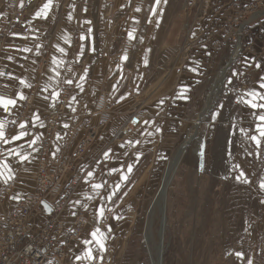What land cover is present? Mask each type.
I'll use <instances>...</instances> for the list:
<instances>
[{"label":"crops","instance_id":"obj_1","mask_svg":"<svg viewBox=\"0 0 264 264\" xmlns=\"http://www.w3.org/2000/svg\"><path fill=\"white\" fill-rule=\"evenodd\" d=\"M248 1L197 0L188 9L186 0H162L159 6L155 0H115L111 7L107 0H51L44 17L37 12L49 0H0V97L16 101L7 111L0 105V173L6 174L5 163L12 170L7 183L0 176V219L33 194L35 170L45 158L52 168L65 161L73 167L34 210L33 228L48 218L50 204L70 182L74 190L62 215L66 229L57 242L65 241L79 213L90 220L80 239L68 245L65 257L47 264L123 263L126 241L143 204V187L153 186L163 156L183 139L194 100L204 94L202 82L217 80L218 67L233 53V40L224 28L237 6ZM11 13L19 14L13 27L7 25ZM240 44L225 89L264 182V137L258 129L264 125L258 119L264 109L245 103L252 101L250 91L264 95L259 86L264 76V12L253 17ZM125 55L127 60L122 59ZM253 102L264 104L259 96ZM21 132L19 140L12 139ZM88 138L86 151L75 157ZM122 174L128 179H121ZM94 184L102 187L94 189ZM258 191L264 206V190L259 186ZM97 227L105 233L104 250L91 235ZM89 249L92 259L85 255Z\"/></svg>","mask_w":264,"mask_h":264},{"label":"rangeland","instance_id":"obj_2","mask_svg":"<svg viewBox=\"0 0 264 264\" xmlns=\"http://www.w3.org/2000/svg\"><path fill=\"white\" fill-rule=\"evenodd\" d=\"M251 1L257 0L248 2ZM263 8L258 7V12ZM253 17L249 18L245 31ZM235 37H230L231 48L235 47L230 56L235 54L238 45L241 52V44ZM222 64L216 76L226 61ZM215 80L213 77L202 82L204 94L194 100L195 109L191 108L194 109L189 114L191 123L183 139L178 147L163 156L153 186L143 187L140 194L143 204L126 241L122 264H152L144 238L150 221L153 243H158L161 234L164 235L162 264H248L249 261L264 264V206L258 191L262 183L260 164L250 150L247 135L241 132L231 96L226 94L225 78L208 108L214 99ZM198 119L200 124H193ZM193 133L196 137L186 146L173 169L170 168L166 183L170 164L174 165L179 150ZM241 172L244 176L237 180ZM163 177L159 206H156L157 199L152 213L150 206ZM238 252L242 253L241 257L236 255Z\"/></svg>","mask_w":264,"mask_h":264},{"label":"built area","instance_id":"obj_3","mask_svg":"<svg viewBox=\"0 0 264 264\" xmlns=\"http://www.w3.org/2000/svg\"><path fill=\"white\" fill-rule=\"evenodd\" d=\"M113 1L115 0H107L110 7ZM196 4L197 0H186L188 9L195 7ZM260 6H264V0H257L255 3L251 1L245 5L240 3L236 13L228 20V24L224 28L225 33L231 38L237 36L240 42L245 25L250 17L259 14L257 8ZM262 10L260 12H263ZM9 16L10 21L7 25L13 27L19 14L11 13ZM238 32H241L240 37ZM219 45L216 43V47ZM248 50L255 52L252 47H248ZM252 79L253 77H248V80ZM247 86V83L241 84L243 89H246ZM29 101L30 99L27 100V102ZM193 124L199 125V119L193 121ZM88 142L89 138L80 144L75 157L83 155ZM48 144L49 141L46 140L45 146ZM72 167L71 162L65 161L56 168H52L45 158L39 160L35 170L33 194L28 199L20 201L0 219V264H47L52 259H63L67 253L68 245L80 239L84 234L90 225V220L82 212L70 223L65 241L57 242V237L62 235L66 229V222L62 219V215L73 193V182L68 184L61 197L54 199L50 204L51 211L48 218L37 229L33 228L34 210L47 196L52 195L58 189L60 177L72 170Z\"/></svg>","mask_w":264,"mask_h":264},{"label":"snow or ice","instance_id":"obj_4","mask_svg":"<svg viewBox=\"0 0 264 264\" xmlns=\"http://www.w3.org/2000/svg\"><path fill=\"white\" fill-rule=\"evenodd\" d=\"M161 2H162V0H155V4H156L157 6H159V5L161 4ZM167 2H168V0H163V3H167ZM50 6H51V0H49V3L45 4V5L43 6V8H42L39 12H37V16H41V15H43L44 17H46V16H47V10L49 9ZM136 10L139 11L140 9L137 8ZM153 14H156L155 9H153ZM69 19H71L70 16H69ZM91 31H92V30L89 28V29H88V32L91 33ZM133 38H134V37H133V34L130 32V33H129V39H133ZM81 39L83 40L84 37L82 36ZM26 50H27V49H26ZM93 50H94V49H93ZM60 51L63 52L64 50H63V49H60ZM122 59L127 60L128 57L125 55L124 57H122ZM53 62L55 63L56 61H53ZM145 64H147V61H146V60H145ZM256 67H257V68H260L261 65H260V64H256ZM81 79H83V77H81ZM260 81H261V83H260L259 86H260V88L264 89V76H261V77H260ZM230 82H231V81H230ZM21 83H24V82L21 81ZM68 83H71V81H68ZM78 87H81V88H82L81 85H78ZM247 95H249V96L252 97V101H245V103H249V104H251V107L254 108V109H255V108H262V109H264V104H256V103L253 102V101L256 99V97H258V96H259V98H260L261 100H264V95H262L261 93L256 92V91H250V92L247 93ZM20 98H21V99H24L23 96H21ZM15 103H16V101L13 100V99H5V98H3V97H0V105L3 106V108L5 109V111H7L9 105H14ZM215 118H216V117H215V115H214V116H213V119H215ZM258 119L261 120V121H264V114L259 115V116H258ZM3 127H4L3 122H0V139H3V138H4V133H3V131H2ZM21 127H24V126L21 125ZM258 129H259L260 136H261V137H264V125H260V126H258ZM157 130L159 131V129H157ZM23 135H24V133L21 132L20 135H18V136H13L12 139H13V140H19ZM251 139L255 140L256 143H257V145L260 144V141L257 139L256 136H252ZM8 142H9L8 140H4V143L7 144ZM32 143H35V141H33ZM121 147H123V145H121ZM9 154L11 155V154H13V153L10 152ZM15 154H16V155H20L18 152L15 153ZM104 155H105V157L107 158L108 153L106 152ZM137 158H138V157H137ZM20 159H21V160H25V159H27V157H26V156H20ZM2 167L6 170V174H5V173H0V176H4V181H5V183H7V181H8L9 179L12 178V170L9 168V166H8L6 163L3 164ZM132 170H133V165L129 164V165L127 166V171H128V173H131ZM113 171H118V170H117V169H113ZM89 175H91V173H89ZM243 176H244V173L241 172L240 175L237 176V180L241 179ZM121 179H123V180H127V179H128V176H127L126 174H122V175H121ZM244 182L247 183L248 181L245 180ZM101 187H102V185H100V184H94V185H93V188H94V189H99V188H101ZM118 188H119V185H117V189H118ZM260 188H261L262 190H264V182H262V183L260 184ZM112 195H115V192H113ZM109 198H110V197H109ZM99 214H100L101 217H103V214H104V209H103V208L99 209ZM111 230H112L111 227H109V228H108V231L111 232ZM91 235H92V238H93V239L96 241V243L99 245V248H100L101 250H104V248H105L104 240L106 239V237H105V233H104V232H101L100 228L97 227V228L91 233ZM85 243L88 244V243H91V241H85ZM85 255H86V257H87L88 259H92V258H93V257H92V251H91V249H89V250L85 253ZM236 255H237L238 257H241V256H242V253H239V252H238V253H236ZM77 259H80V257H77ZM248 264H251V261H249Z\"/></svg>","mask_w":264,"mask_h":264},{"label":"bare ground","instance_id":"obj_5","mask_svg":"<svg viewBox=\"0 0 264 264\" xmlns=\"http://www.w3.org/2000/svg\"><path fill=\"white\" fill-rule=\"evenodd\" d=\"M241 34V32H240ZM239 34V35H240ZM239 51H240V45H238V48L235 52V54H233L232 56L229 57L228 61L226 62V64L224 65V67L221 69V72H220V75L218 76L217 80H216V83H215V90L213 92V97L214 99L210 101L209 103V107H211V104L214 102L215 98H216V95L218 93V91L221 89V86H222V83H223V80L226 76V73L228 71V69L230 68V66L232 65V63L235 61V59L238 57V54H239ZM212 95V94H211ZM212 97V96H211ZM212 99V98H211ZM208 106V105H206ZM207 112V109L204 111V114ZM201 116V115H200ZM199 116V117H200ZM200 120L202 119V117L199 118ZM199 120V121H200ZM196 121V120H195ZM195 131V129H194ZM193 131V132H194ZM198 132V131H197ZM192 134V133H191ZM194 134V133H193ZM196 137V134H194L192 137H189L185 143L182 145L181 149L179 150L177 156H176V161L174 162V165L173 164H170L169 166V169L172 167L175 166L177 160L179 157H181V155L183 154V152L185 151V148L186 146L192 141V139ZM173 165V166H172ZM172 169H170L168 172H167V176H166V180L165 182L167 183L168 182V177H169V173H171ZM166 172V170H165ZM164 178V177H163ZM159 200L160 198L158 199L157 203H156V206H159ZM153 210H155V206L153 208ZM153 210H152V213H153ZM151 221L147 224L146 226V229H145V235H144V238H145V243L147 244L148 246V249L150 250V255H151V261H152V264H162V257H163V251H164V248H165V242H164V235L163 233L161 234V237L159 239V242L154 244L153 243V234H152V231H151ZM164 228H165V221H164V226H163V230L164 231ZM153 243V244H152Z\"/></svg>","mask_w":264,"mask_h":264},{"label":"water","instance_id":"obj_6","mask_svg":"<svg viewBox=\"0 0 264 264\" xmlns=\"http://www.w3.org/2000/svg\"><path fill=\"white\" fill-rule=\"evenodd\" d=\"M163 188H164V178H163L162 184H161V186H160V188H159V190H158V192H157V194H156V196H155V198H154V200L150 206V211H152V209L154 208V205H155L161 191L163 190ZM50 211H51V208H50Z\"/></svg>","mask_w":264,"mask_h":264}]
</instances>
